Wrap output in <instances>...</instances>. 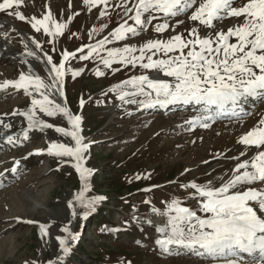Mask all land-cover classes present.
I'll return each instance as SVG.
<instances>
[{"label":"snow or ice","instance_id":"snow-or-ice-1","mask_svg":"<svg viewBox=\"0 0 264 264\" xmlns=\"http://www.w3.org/2000/svg\"><path fill=\"white\" fill-rule=\"evenodd\" d=\"M24 5L25 0H0V13L26 22L36 33L51 38L52 51L56 50V41L69 30L71 20L79 15L75 13L62 21L49 7L37 18L35 15L26 16L22 11ZM83 5L89 13L93 9L98 10L99 19H110V8L120 9L117 14L122 22L95 44L79 48V56L76 51L64 50L58 63L54 62L53 56L45 53L42 57L25 43L26 56L47 66L46 76L41 77L25 59L22 63L28 65V72H21L16 80L0 83V91L11 87L16 91L22 90L31 98V106L27 110L11 113L26 118L27 127L22 128L17 136H7L8 144H19L21 138L28 140L30 131L34 129L44 131L53 128L74 142L70 146L52 141L46 152L63 163L71 164L79 174L83 186L68 201V208L74 218L82 214V218L87 220L106 198L86 195L91 191L90 177L94 171L85 167L91 142H85L82 135V116L74 115L66 103L57 102V97L64 96L65 76L71 71L66 64L72 59L99 60L104 69L113 72L120 70L113 65L139 67L143 70L140 75L110 89L120 101L142 108L202 105V111L187 123L208 128L210 122L214 123L219 118L239 117L240 106L248 98H264V0H83ZM181 17H186L191 24L177 32L176 28L185 24L184 19H177ZM233 18L236 23L226 30L217 26L219 22ZM108 26L105 21L94 27L88 33L89 37L99 35ZM149 28L157 34L155 38L139 45L130 43L133 37L141 36ZM165 33L168 34L166 38ZM3 36L7 39L9 33L4 32ZM119 42H123L122 46H116ZM31 43L35 49L42 50L39 40L32 38ZM82 72L83 68L71 71V75L75 78ZM106 74L99 67L95 70L97 77ZM84 103L81 99V107ZM38 113L47 117L62 116L71 127L48 123L39 118ZM0 125L5 129L12 127L2 118ZM237 143L243 147L238 155L232 157L235 164L227 177H218L217 183L211 180L205 184L190 181L181 185L183 189L191 190L193 198H198L196 209L183 206L180 198L167 203L164 212L153 207L154 213L167 217L164 226L158 229L163 234L162 238L156 240L164 252L185 249L198 257L210 259L214 264H264V119L243 133ZM43 151L37 150V154ZM32 154L28 153L29 156ZM19 164V160L15 161L10 171L15 174ZM3 176L4 173L0 172V177ZM144 178H150V174ZM2 186L3 181L0 180ZM78 207L81 212H78ZM53 223L55 221L39 223V235L45 244L48 243L46 238H50L49 229ZM61 231L66 235H57L54 239L58 241L62 254L48 264H64L72 253V242L79 240V233H74L69 225L63 226ZM31 264L38 262L32 261Z\"/></svg>","mask_w":264,"mask_h":264},{"label":"rangeland","instance_id":"rangeland-1","mask_svg":"<svg viewBox=\"0 0 264 264\" xmlns=\"http://www.w3.org/2000/svg\"><path fill=\"white\" fill-rule=\"evenodd\" d=\"M37 1H40L42 10L39 6L32 9L24 5L22 11L26 16L35 15L40 18L48 11L45 3L47 1L46 4H48L51 0ZM53 2L55 7L52 12L62 21L73 17L75 13L79 15H75L69 30H66L65 34L56 41L55 51H52L51 38L42 33H36L28 23L13 18L11 38L8 40L10 45L8 47L12 53H5L7 50H4L11 62L0 65V83L18 79L21 72L27 73L28 65L22 63L25 59L41 77L46 76L47 66L42 61L38 62L32 57H26L25 38L39 40L42 50L35 49L34 45L38 54L43 57L47 53L53 56L54 62L58 63L64 50L76 51L79 56L80 53L77 51L79 48L95 44L122 22L121 16L117 14L121 12L120 9L110 8L111 18L99 19L98 10L93 9L91 13L87 12L83 0ZM105 21L108 22V29L91 39L88 33ZM13 28L16 31H13ZM72 33L76 35L73 36ZM14 34H17L15 42ZM156 35L149 28L141 36L133 37L130 43L139 45L140 42L155 38ZM167 35L165 33L164 38ZM122 44L123 42H119L116 46H122ZM112 46L108 45V47ZM85 51H87L86 48ZM97 67L106 71L107 74L97 77L95 75ZM116 67L120 70L113 72L110 69H104L99 60L72 59L66 64V68H71V71L83 68V72L74 79L66 75L63 86L65 103L74 115L82 116V135L85 137V142H91L85 167L94 171L90 177L91 191L86 195L88 197L103 196L106 199L97 205L96 211L90 214L87 220L82 218V214L74 218L71 211L66 212L68 209L71 210L68 208V201L82 189V182L71 164L63 163L60 159L47 154L46 150L52 141L70 146L74 144L70 138L63 137L54 128L44 131L32 130L28 140L21 138V143L14 147L1 148L0 172L4 173V176L0 178L8 177V180L7 185L0 189V264H26V262L31 264L32 261L48 264L49 261L56 260L62 253L54 237L66 235L61 231L65 225H69L74 233H79V240L72 242L74 251L72 250L65 259L64 264H121L123 262L124 264L129 262L212 264L188 256L185 250L173 256L163 253L161 248H151L152 240L145 239L149 237V231L139 228V224L136 226L132 221L136 215H139L136 218H147L150 214H155L152 211L153 207L166 211L167 203L176 198L183 201V206L196 209L198 198H193L190 195L191 190H185L181 185L190 181L205 184L211 180L217 183L218 177L228 171V164L221 163L218 167L220 172L216 174L211 173L210 164L214 162L218 154L226 148L229 149V145L226 144L224 148L219 145L206 148L217 140L213 137L204 140L206 144L198 143L195 147L188 142L192 139L189 132L180 135L172 134L171 131L174 128H179L182 116L180 112H175L177 115L170 113L159 116L157 113H145L143 108L140 111L119 115V111L134 104L123 103L110 89L132 76L140 75L143 70L139 67L124 68L113 65V68ZM81 99L85 101L83 107L80 105ZM30 106L31 98L22 90L16 91L9 87L6 91H2V94L0 93V114L11 115L17 110L25 111ZM149 115L160 117L157 120L159 126L153 129V121L149 120ZM14 117L19 120L14 124L19 134L27 120L24 117L20 119L22 116L19 115ZM38 117L56 126L69 129L71 127L67 119L62 116L47 117L38 113ZM37 150H44L41 156L28 155L29 152L34 153ZM17 160L20 164L14 174L10 169L15 166ZM224 168L227 171L223 170ZM149 174L150 178H144ZM138 176L141 178L137 179ZM30 191L32 195L28 199L26 193ZM148 193L152 195H144ZM170 197L172 199L168 200ZM30 199L37 203L36 209L30 205ZM77 210L81 212L79 207ZM28 220L39 223L55 221L49 229L50 238H46L47 244L39 235V223L24 222ZM108 223L110 226H107ZM117 225L121 228L132 225L130 227L132 234L118 235V232L124 229L115 228ZM152 234L153 232L150 236Z\"/></svg>","mask_w":264,"mask_h":264},{"label":"bare ground","instance_id":"bare-ground-1","mask_svg":"<svg viewBox=\"0 0 264 264\" xmlns=\"http://www.w3.org/2000/svg\"><path fill=\"white\" fill-rule=\"evenodd\" d=\"M53 1H55V0L49 1L48 4H46L47 3V1H46L45 6H47L46 7L47 9H49V7H50L51 10H53V8L55 7V3ZM39 2L40 1H37V0H25V5H27L28 8H32V9H35L37 6H39L40 9L42 10V7H41ZM44 9H45V7L43 6V10ZM177 19H184L185 20L184 25H181L180 27L176 28L178 30L177 32L182 31L183 28L188 27L191 24V22L188 21L186 17H181V18H177ZM12 21H13V17H8L5 14L0 13V24H3V27H0V45H1L0 49L3 51L6 49L7 51L5 53H12L8 47V46H10L8 43V40L11 38V32H12L11 23H12ZM234 23H236V20L234 18L233 19H225V20L219 22L217 26L219 28H223L226 30L228 27H231ZM4 32L9 33V36L7 39H5L3 36ZM16 36H17V34H14L13 40L16 38ZM25 39H26V42L29 44L28 47L34 49V44L31 43V40L29 38H25ZM14 42H15V40H14ZM5 53H0V65H6V64H9L11 62V59L8 56H6ZM75 67H79V66H75ZM69 74L72 77L71 73H69ZM0 93L2 94V91H0ZM64 101L65 100L63 97H57V102L64 104L65 103ZM190 105H191L190 109H185L187 105L176 104V105H170V106H168V108L155 107V108H145L144 110H146V109L153 110L152 114L157 113L159 116H164L163 114L169 115L170 113H173V115H177L174 111L178 110V112L182 113V116L180 118L179 128H174L171 131V133L176 134V135H180L182 133H188L189 132L190 137H192V139L189 140L188 142H189V144L195 145V147L197 146L196 144H198V143L206 144V141H204V140L212 139L213 137L217 138V140L215 142H212L206 148L211 147V145H213V146L219 145L221 148H224L225 145L228 144L229 149L226 148L227 150L225 149L220 154H218V156L215 158L214 162H212L210 164L211 173L216 174V173L220 172V170L218 168L219 165L223 162L227 163L229 169L227 171L224 168L223 170H225L227 172H225L224 174L221 175V176L227 177L231 168L235 164V161L232 159V157L235 155H238L239 151L243 147L242 145H239L237 143L238 138L243 133L250 130V128L255 126L259 122V120L264 119V98H261V97L248 98L247 100L243 101L242 105L240 106L242 111L240 112L239 117L226 116L224 118H219L217 120H220L221 122H217V121H215L214 123L210 122V124H212V126H210L208 128H203V127L199 126V124L190 125L189 123H187V121H189L193 116L199 114L203 108L202 105H195V104H190ZM176 106H178V107H176ZM245 106H247V107H245ZM172 107H176V108L173 109L172 111H169V109ZM141 109H143V108L139 107L137 104H134L133 106H130L124 110L119 111L118 114L122 115L125 112L126 113H132L136 110L140 111ZM192 109H193V111H192ZM116 111H118V110H116ZM238 111H240V109H238ZM4 114L5 113H1L0 118H2L5 123L12 124V127L10 129H5L3 127V125H0V140H1L0 149L1 148L3 149V148L14 147L16 145V144L15 145L8 144L7 143V136H9V135L16 136L17 131H16L14 124L16 123V121H19L17 118H15L14 116H12L10 114H8V115H4ZM151 115H149L148 118H149V120L153 121V129H154L157 126H159V123H157V120L160 117H158V116L153 117ZM178 115H181V114H178ZM249 116H252V117L249 118ZM22 118L23 117H21L20 119H22ZM194 126H195V128H193ZM26 127H27V121L25 122V124L22 128H26ZM211 127H213V128L210 129ZM202 133H203V136H201ZM184 136H186V135H184ZM195 147H193V148H195ZM41 154L42 153L37 154V152L33 153L34 156H41ZM2 178H0V180L3 181V186L0 187V189L3 188L5 185H7V180H8V177H6V179H2ZM22 195H24V196L27 195V197L29 199L31 197L32 193L30 191V192L26 193V195L23 193H22ZM30 200H31L30 205L34 209H36L38 207L37 203L32 201V199H30ZM70 211L71 210H69V209L66 210L67 213ZM166 219H167V217H164V216H161V215H158L155 213V214H150L149 216H147V218L140 217L138 219H134L132 222L136 226H137V224H139L138 227L141 229H144V228L147 229L149 231V233H148L149 235H150V233L153 232V234L148 239L149 241L152 240L151 248H160L159 245H156L154 242H156L157 239L162 238L163 234L158 229L160 227L164 226ZM148 221H151V223H149ZM153 229L155 230V232ZM145 239H147V238H145ZM153 240H154V242H153ZM183 250H185V249H177L175 252H171L172 254L170 252H164L163 250H162V252L174 256ZM185 251L187 252L186 254L188 256L194 257V258L199 259V260H205L207 262H211L212 264H214V262L211 261L210 259L201 258V257H198L197 255H195L194 253H191L187 250H185Z\"/></svg>","mask_w":264,"mask_h":264}]
</instances>
